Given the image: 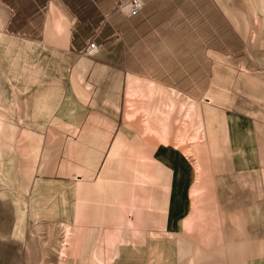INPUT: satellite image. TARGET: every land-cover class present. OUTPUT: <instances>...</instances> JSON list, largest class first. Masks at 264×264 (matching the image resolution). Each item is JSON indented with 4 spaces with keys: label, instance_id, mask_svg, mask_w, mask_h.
<instances>
[{
    "label": "crops",
    "instance_id": "obj_1",
    "mask_svg": "<svg viewBox=\"0 0 264 264\" xmlns=\"http://www.w3.org/2000/svg\"><path fill=\"white\" fill-rule=\"evenodd\" d=\"M164 1L149 35L120 31L77 57L63 92L78 18L62 0H0V153L18 150L22 166L35 154L30 184H45L41 194L66 211L61 264H264V0H210L213 30L225 19L244 50L203 49V81L184 52L199 22L184 14L170 24ZM25 23L37 32L25 34ZM171 28L179 83L166 61L143 75L135 47L149 39L157 59L153 34ZM174 102L199 105L198 143L182 138Z\"/></svg>",
    "mask_w": 264,
    "mask_h": 264
},
{
    "label": "rangeland",
    "instance_id": "obj_2",
    "mask_svg": "<svg viewBox=\"0 0 264 264\" xmlns=\"http://www.w3.org/2000/svg\"><path fill=\"white\" fill-rule=\"evenodd\" d=\"M65 1L66 3L62 0L63 5L66 7L63 9L65 14L70 13L76 17L67 5L70 4L81 18L88 14L98 13L102 20L95 29V33L85 42V47L77 55L69 54L63 57L62 65L66 73L63 76V92L70 86V82L73 84L72 78L70 82L67 78L73 74L77 57H80V59L85 58L84 56L87 52L85 49L88 43L94 42L100 45L103 50L102 43L106 39L117 36L116 33H120V31H130V29L132 31L136 27L142 28L143 35H149L150 25L149 23L146 24V22L151 20L160 22V13L162 12V6L165 4L164 0H157L156 2L154 0H142L144 7L138 18L133 19L127 17L123 11L118 9V0ZM209 2L210 0H167L168 6L171 3L170 6L173 8L170 10L168 8V16L164 18L170 24H173L172 20L174 22L180 20L184 14L192 16L194 20H198V29L195 30V34L191 37V44L184 49V52L189 53L190 74L201 67L197 74L200 81L208 80L209 76V61L202 56L203 49H216L229 55L230 53L240 55L244 50L243 42L235 36L225 19L222 18L220 26L217 25L216 19V30H213L212 19L217 18L218 15L216 10L212 8V3L210 4ZM193 3L198 4L199 11L194 8ZM149 16L151 18L147 19ZM209 24H211L210 27H208ZM103 28L105 35L99 39ZM172 29L153 34V36H159L157 42L153 40L151 43L153 45L152 51L155 50L157 59H153L150 56L149 39L146 38L147 40L144 39L142 42L136 40L135 47L136 53L140 58L139 66L143 75L154 74V72H151L153 69H151L150 65L157 64L156 60H158V69L160 68L159 65L166 61L171 65V68L177 69L173 80L179 83L181 82V73L179 72L181 64L179 59L181 57L180 55L176 57V54L171 55V53L175 52V45L179 46L180 44L176 41L178 37L173 35ZM179 29L181 31V26H179ZM219 29L220 31H218ZM154 30L153 28L152 31ZM197 33L202 34L200 38L203 40L197 39ZM133 39L131 36V42H133ZM219 39H221V44ZM167 48H169V51H167ZM155 75L160 78L164 74L158 71ZM135 79L137 80V78L131 77V81ZM189 89L192 94L196 90L192 86ZM172 107L174 109L178 107V112H181L180 118L184 120L182 138L187 137L186 133L189 132V140L198 143V136L201 134L199 131L203 130L199 105L191 102L188 106H183L182 104L177 106L174 102ZM59 127L56 125L55 130L59 129ZM67 128L68 126L63 130L67 131ZM49 129L54 131L53 127ZM182 138L180 137L179 140L182 141ZM53 156L50 154V157ZM32 157L35 160H33L34 162H32ZM20 158L21 153L18 150H14V148L13 151L9 149L8 152H4L2 149L0 153V264H61L62 250L64 245L68 243L69 238L68 225L59 223L58 217H62L57 216L62 214L60 205L58 206L54 202L50 205V201L46 199V196L41 194L45 184H41L42 187L41 185L31 184L32 186L27 193L29 196L25 194L23 191L27 181L25 172L31 166L36 165L37 159H35V154L25 153V165L22 166ZM47 208L48 212L45 211ZM64 217L65 220H69L68 216Z\"/></svg>",
    "mask_w": 264,
    "mask_h": 264
},
{
    "label": "trees",
    "instance_id": "obj_3",
    "mask_svg": "<svg viewBox=\"0 0 264 264\" xmlns=\"http://www.w3.org/2000/svg\"><path fill=\"white\" fill-rule=\"evenodd\" d=\"M63 1L66 3L65 0ZM40 5L41 7L44 6V1H41ZM67 5L79 20V23L76 25L71 38V47L75 51L79 52L85 47V42L95 33V29L101 22L102 17L98 13H95L85 15L81 18L80 16H78L79 14L74 10L72 5ZM36 11H38V9ZM34 12L35 10H33L31 7L25 8V16H29ZM9 30L13 33H20V28H18V26L10 25ZM36 32L37 31L33 29V26H30L29 24L25 23V34H35ZM104 35L105 32L103 28V31L99 35V39L104 37Z\"/></svg>",
    "mask_w": 264,
    "mask_h": 264
},
{
    "label": "built area",
    "instance_id": "obj_4",
    "mask_svg": "<svg viewBox=\"0 0 264 264\" xmlns=\"http://www.w3.org/2000/svg\"><path fill=\"white\" fill-rule=\"evenodd\" d=\"M117 7L119 10L123 11L128 17L131 18L138 16L141 13L144 4L142 0H118ZM85 50L90 51V55H94L100 52L102 49L100 45H97L94 42H90L87 44Z\"/></svg>",
    "mask_w": 264,
    "mask_h": 264
},
{
    "label": "bare ground",
    "instance_id": "obj_5",
    "mask_svg": "<svg viewBox=\"0 0 264 264\" xmlns=\"http://www.w3.org/2000/svg\"><path fill=\"white\" fill-rule=\"evenodd\" d=\"M127 16V15H126ZM128 17V16H127ZM88 52H90V51H87L86 52V55H87V53ZM91 53V52H90ZM212 131V130H211ZM48 156H49V154L48 153H45L44 154V160L46 159V158H48ZM44 160H43V162H42V164H41V167L39 168L40 169V173L42 172L41 171V169L44 167V165H45V163H44ZM37 171V170H36ZM33 172H34V169H32V168H29L26 172H25V175L27 176L26 178H27V181H26V185H25V189H23V191L25 192V194L27 195V196H29L27 193H28V190H30V187L32 186L31 184H30V182H31V176L33 175ZM35 176V175H34ZM35 178V177H34ZM33 178V179H34ZM41 177H39V179H40ZM40 183V182H39ZM34 184H36V182H34ZM38 185V184H37ZM36 185V186H37ZM79 186H81V185H79ZM41 187H42V185H41ZM40 187V188H41ZM32 193V192H31ZM60 207V211L62 212V215H66V211H65V209H63L61 206H59ZM35 213V212H34ZM36 214V213H35ZM101 217V216H100Z\"/></svg>",
    "mask_w": 264,
    "mask_h": 264
}]
</instances>
